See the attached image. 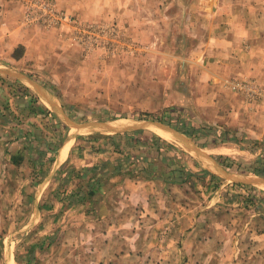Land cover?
Here are the masks:
<instances>
[{
    "label": "rangeland",
    "instance_id": "rangeland-1",
    "mask_svg": "<svg viewBox=\"0 0 264 264\" xmlns=\"http://www.w3.org/2000/svg\"><path fill=\"white\" fill-rule=\"evenodd\" d=\"M17 1L24 7L22 25L56 31V36L37 38L51 49L55 46L47 54L38 52L37 59L45 62L43 66H34L28 71L17 69L36 80V87L45 95L44 98L38 93L43 100L35 93L32 96L26 93L23 81L5 83L20 93L15 91L16 108L0 104V136L9 133L7 140H1L6 145L0 146V264H79L83 256H93L90 253L93 245L87 243L88 238L83 240L72 235L74 240L64 239L65 233H77V226L49 230L45 222L54 217L77 220L83 217V212L88 217L93 211L102 213L114 204L115 209H108L124 218L128 210L119 202L127 200L126 194L119 193L106 179L102 186L105 192L98 193L95 188L99 189L102 182H92L93 178L102 180L99 176L112 172L118 162L123 163L121 166L127 175L135 177L141 172L164 180L172 176L171 169L185 168L190 175L182 182L184 185L177 186L178 191L155 193L150 198L156 206L158 201L182 205L176 209L169 205L160 214L148 209L150 220L160 218L166 222L156 236L148 232L141 234L143 228L151 227L135 224L133 228L138 233L130 239V235H123L124 222L117 225L119 232L124 230L122 235L118 234L110 246L102 241L103 255L100 259L88 257V264L99 261L101 264H264V184L256 182L264 181V177L245 178L254 179L259 187L235 186L225 191V164H229L225 160V142H221L225 128L205 124L190 108H180L173 101L164 100L169 91H174V85L188 94L189 83L183 78L192 70L191 61L198 62L194 52L201 47V39L207 31L216 32L225 27L229 17L225 10H241L246 1L203 0L202 14L207 17L196 15L193 20L189 14L195 8L194 0H164L160 10L151 12L153 15L146 19L148 24L144 30L135 33L125 31L116 23L79 19L59 8L56 0H48L52 16L31 7H36L34 1L43 0ZM5 95L14 99L11 90ZM246 96L252 101H264V88L248 86ZM30 103L35 108H18ZM33 114L39 116L38 120H33L30 116ZM11 124L16 129L9 128ZM20 125L25 127V133ZM158 125L170 128L174 133L168 130L167 133L172 138L160 135ZM122 130L141 132L139 137L146 144L124 147L123 138L115 143L118 147L112 145L109 137ZM19 135L22 140L17 139ZM155 136L164 140L165 146H154ZM240 140L246 144L239 162L246 161L242 163L243 168L264 167V140L258 144L248 135ZM65 142L72 143L70 152L74 161L53 172V182L37 202V191L51 175L47 157H53ZM212 145L221 148L212 151ZM46 148L54 152L45 151L39 157L38 153ZM15 154H22V161L10 167ZM82 156L86 162L77 166L76 158ZM1 157L8 160L2 162ZM125 158L129 160L126 163ZM55 181L57 185H53ZM89 192L93 193L89 195ZM83 201L88 207L71 210ZM55 202L59 204L56 211ZM209 202H214V207L206 208ZM231 202H239L243 208L228 210L233 212L228 219L232 227L228 239L225 234V208L228 207L225 206ZM188 205L201 217L197 234L204 238L212 228L214 244L212 240L205 241L206 238H170L173 225L169 219L173 222L175 215L187 217L184 215L190 208ZM256 205L260 213L252 217ZM132 214L142 215L141 210ZM208 224L212 226L207 227ZM47 229L49 234H44Z\"/></svg>",
    "mask_w": 264,
    "mask_h": 264
},
{
    "label": "crops",
    "instance_id": "crops-1",
    "mask_svg": "<svg viewBox=\"0 0 264 264\" xmlns=\"http://www.w3.org/2000/svg\"><path fill=\"white\" fill-rule=\"evenodd\" d=\"M244 1L246 2L241 10L235 12L233 10H225L226 14H229L228 21L225 22V27L220 28L216 32L210 30L208 32L206 30L205 36L201 39L203 43L200 42L201 47H197L199 50L196 49L194 52V57L198 62L191 61L194 63L192 70L186 73V78H183L189 83L188 94L182 93L174 85L172 88L174 91H169V96L166 95L164 97L166 102L168 100L173 101V104L180 106V108H190L201 122L217 126L218 128H225V138H223L224 140L221 139V142H225V160L229 161V164H225V191L235 186L238 188L245 186H251L253 188L259 187L253 181L254 179L245 180V178L259 177L252 172L243 171L244 165L242 163L246 161L239 163L241 155H244L246 150L245 141L240 140V138L248 135L249 139H252L258 144H261V141L264 140V101H252L246 96V88L248 86L264 88V0ZM163 2L164 0H161V2L159 0H56L59 8L79 19H97L98 21L116 23L129 33L143 31V27L148 24L146 19L153 15L156 10H160V5ZM203 5V0H200L199 3H197V0H194L192 6H195V8L193 10L192 8L190 9V18L194 20L197 16L207 17V15L202 14L205 8ZM23 11L24 7L17 0H0V104L5 107L10 106V108H16L17 104L15 99L17 96L15 95L18 94L19 90L16 91L6 86L5 83H8V81H23L25 83L23 88L27 91L26 93L30 95L35 93L40 97V101L43 100L41 97L44 96L45 98L44 93H40V89L36 87L37 84L34 83L36 80L27 75V73L25 74L19 70L24 69V71H28L34 66H43L45 62H39L37 59L38 52L47 54V52L55 49V46L51 49L37 38H40V36H56V31H42L35 27L22 25L21 19ZM195 25L198 26V23H195ZM204 57H207L206 62L205 60L203 62ZM200 59L201 61L199 62ZM180 77L181 75L178 76V78ZM233 82H240L241 84H235ZM231 83L233 84L231 85ZM9 90L14 94L13 100L10 99V95L8 97L5 95ZM9 101L10 104H8ZM12 101L13 104L11 103ZM45 107L50 108L49 106ZM18 108L27 109L35 107L30 103L27 106L18 105ZM30 116L33 120H38L39 117L34 114ZM19 127L20 129H24L25 133V127L21 125ZM9 128L16 129L12 124ZM8 135L9 133L5 134L4 137L0 136V146L6 145L1 140H7L9 138ZM21 135L17 137L18 140H22ZM71 146L72 143H62L55 152L52 160L48 161L49 167L51 168V175L47 176L42 182L43 186L37 191V202L40 201L43 193L53 182V172L63 168L66 164L73 163L74 157L73 153L71 154L70 152L72 150ZM220 148L212 145L211 150L217 151ZM258 150L260 152L262 151L261 149ZM20 155L23 158L22 154ZM85 158V156L76 158L79 160L77 166L82 165L83 162L85 163ZM1 160L5 162L8 158L1 157ZM12 166L14 167L10 163V167ZM105 173L103 172L102 174L104 175L99 176L102 180L93 178L92 182L95 184L102 182L99 189L95 188L98 193L105 192L102 186H105L103 181L106 179L107 182L114 184L113 188L117 189L119 193L126 194L125 197L127 200L125 202H119L120 206L122 205L128 210L124 218L118 215L116 216L111 209H108H115L114 204V207L109 206L105 208L106 210L108 209L107 211L104 208L102 213L100 211H93L91 213L92 215H88V217L83 212V217H77V220H73L74 218L64 220L61 217H54L45 222L49 230H51L50 227H55L56 229L63 227L64 230L68 225H72L74 228L77 226V233L72 234L69 232L64 234V239L68 241L74 240L75 238H81L83 240H87L88 238L87 243L93 245V250L90 252L93 253V256H83L85 260L83 261L82 257L79 264H88V261L90 262L89 258L92 257L100 259L103 255L101 246L104 245L101 242L106 241L105 244L110 246L112 240H115L118 234L122 235L121 232L124 230L119 232V229L116 227L117 225L123 224L124 222L126 229L123 235L125 236L126 234V237L130 235V239H134L132 236L138 233L134 231L133 226L135 224L144 227L147 225L150 226L151 228L146 230L143 228L141 234L148 232L156 236L160 228L166 225L164 224L166 222L160 221V218H157V221L150 220L151 215H148V209H153L160 214L163 209L167 210L169 205H173L171 209H176L177 206L180 208L182 205L180 202L158 201V206H156L155 203L150 201V198L155 193L164 195L168 190L176 191L179 189V186L184 185L180 181H174L172 176L168 175L171 179L170 181V179H159L155 175L151 176L141 172L137 173L135 177H133L134 175H127L123 171L120 173L112 171L107 175ZM55 184L56 181L53 185ZM166 203L169 204L166 206ZM227 204L228 206H225L228 207L225 208V234L228 235L230 232L229 228L231 227L228 219H230L229 216L233 215V212L229 213L228 210L231 211L232 208L236 207L243 208V205L239 202ZM185 205L187 206V204ZM58 206L59 204L55 202L53 209L56 211ZM188 206L190 208L184 215L187 217L180 218L178 215H173L175 217L174 221L171 222L172 219H169L170 223H172L171 225H173L171 233H169L171 235L170 238L174 240H181L182 237L193 239L206 238L207 240L204 239L205 241L212 240L214 244L215 237L212 228L204 238H201L197 234L201 217H199L200 215H198L197 210L192 211V205ZM86 207H88L87 203L83 201L82 203H78L77 206H73L71 210H74V208L85 209ZM210 207H214V202L207 204L206 208ZM254 208L255 210L252 209L254 212L252 217L260 213L256 210V208H260L258 205L254 206ZM99 209L102 211V205L99 206ZM138 210L139 212L141 210L142 215L134 216L132 212H138ZM209 226L212 225L208 224L207 227ZM49 230L47 229L44 234H47ZM72 235L77 237L71 238ZM228 239H230L229 235ZM107 249L111 250V247ZM46 252H48V249ZM114 253L116 252L113 251ZM108 256H111V253H108ZM94 264H101V262H95Z\"/></svg>",
    "mask_w": 264,
    "mask_h": 264
},
{
    "label": "trees",
    "instance_id": "trees-1",
    "mask_svg": "<svg viewBox=\"0 0 264 264\" xmlns=\"http://www.w3.org/2000/svg\"><path fill=\"white\" fill-rule=\"evenodd\" d=\"M50 114V113H49ZM139 134H141V132L140 133H138V132H135V131H129V130H122V131H119V132H117L116 134H114V135H112V136H110L109 137V139L111 140V142H112V145H117V144H115L116 142H117V140H119V139H125L126 140V143H123V145H124V147H130L131 145L133 146V147H137V146H139V145H145L146 144V140L145 139H142V138H140L139 137ZM156 137V136H155ZM224 140V139H223ZM152 144L155 146V145H163V146H165L164 144H166L165 143V141L164 140H162L161 138H159V137H156L155 139H154V141H152ZM117 147H118V145H117ZM167 147H169L168 145H167ZM166 147V151H168V148ZM136 149V148H135ZM56 150V149H55ZM45 151H49V152H54V149H51V148H46L45 150H41V152H39L38 154V156L40 157L41 155H45ZM52 158L53 157H50V156H48L47 157V160L48 161H51L52 160ZM129 161V160H127V158H125L123 161ZM144 160H146V159H144ZM162 160V159H161ZM11 163L12 164H14V165H17L19 162H21L22 161V158L18 155V154H15V155H13L12 157H11ZM118 161V160H117ZM126 161H125V163H126ZM39 162H40V160H39ZM128 163V162H127ZM123 164V163H122ZM121 164V162H118L114 167H113V169L111 170V171H113V172H118V173H120V172H122L123 170H124V168L121 166L122 165ZM249 167H245V168H243L244 170H250L252 173H254L255 175H259V176H262V177H264V167H262V168H257V169H251V168H249ZM94 169V168H93ZM96 169V168H95ZM230 169H231V167H230ZM144 170V169H143ZM86 171H88L87 169L85 170V172ZM170 172H172V177H173V179H174V181H180V182H184V180H186L187 179V177L190 175V173H189V171L187 172L186 170H185V168H183V167H181L180 166V168H173V169H171V171ZM93 192H89V195L90 194H92ZM81 199V198H80Z\"/></svg>",
    "mask_w": 264,
    "mask_h": 264
},
{
    "label": "built area",
    "instance_id": "built-area-1",
    "mask_svg": "<svg viewBox=\"0 0 264 264\" xmlns=\"http://www.w3.org/2000/svg\"><path fill=\"white\" fill-rule=\"evenodd\" d=\"M34 4L36 5L37 8L31 5L32 8H34L38 11H41L45 14H48L50 16L53 15V12H52L53 9H52L51 5L49 4L48 0L34 1Z\"/></svg>",
    "mask_w": 264,
    "mask_h": 264
},
{
    "label": "bare ground",
    "instance_id": "bare-ground-1",
    "mask_svg": "<svg viewBox=\"0 0 264 264\" xmlns=\"http://www.w3.org/2000/svg\"><path fill=\"white\" fill-rule=\"evenodd\" d=\"M158 128H160V129H157V131H158V133L160 134V135H162L163 137H168V139H170L169 138V136L171 137V135H169V132L167 133V130L166 129H164V128H162V127H158ZM162 137V138H163ZM172 138V137H171ZM165 139V138H164ZM69 148V147H68ZM7 255V254H6ZM11 256V255H10ZM9 258V257H8ZM12 264H14V263H12Z\"/></svg>",
    "mask_w": 264,
    "mask_h": 264
},
{
    "label": "water",
    "instance_id": "water-1",
    "mask_svg": "<svg viewBox=\"0 0 264 264\" xmlns=\"http://www.w3.org/2000/svg\"><path fill=\"white\" fill-rule=\"evenodd\" d=\"M158 126H160V127L164 128V129H166V130H168V131L174 133L170 128H167V127H165V126H161V125H158ZM256 182H260L261 184H264V181H263V180H257Z\"/></svg>",
    "mask_w": 264,
    "mask_h": 264
}]
</instances>
